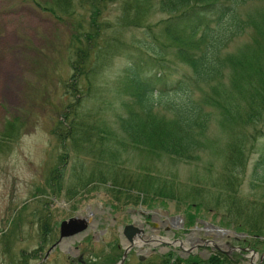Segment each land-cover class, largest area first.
Returning a JSON list of instances; mask_svg holds the SVG:
<instances>
[{"label": "rangeland", "instance_id": "obj_1", "mask_svg": "<svg viewBox=\"0 0 264 264\" xmlns=\"http://www.w3.org/2000/svg\"><path fill=\"white\" fill-rule=\"evenodd\" d=\"M123 1L70 0L66 6L70 13L58 12L56 17L50 10H44L45 6H54V0H0V264L24 261L25 264H71V257L59 248L46 257L45 253L58 239L62 220L89 212L102 213L101 216H108L112 222L116 220L115 226L111 228L101 220L94 230L89 229L82 238L69 239L68 244L78 246L85 261L95 260L96 255L113 256L117 251L122 257L125 247L122 227L130 223L139 209L147 213L139 217L141 220H148L146 215H152L153 211L159 212L160 215H153L156 226L152 235L166 241H151V245L144 244L141 249L131 247L122 264H157L167 254L168 263L174 264L175 255L183 259L188 256L208 259L217 253L236 264H264V236L239 231L223 211L209 205H189L196 188L216 190L210 184L221 173L229 155L226 144L234 127L223 128L213 119L204 139L211 145L194 152L188 161L135 147L129 142L113 145L118 141L116 136L124 137L119 134L116 123V116L123 112L119 100L128 98L120 92L122 70L140 47L145 49V45L150 46L154 41L145 28L117 24ZM149 2L143 18L146 24H158L169 16L160 11L159 0ZM241 10L246 18H252L250 24H254L264 12V0H247ZM156 27L160 30L161 25L153 31H157ZM85 36H93L87 47ZM254 36L250 25L231 39L225 53H235L252 42ZM103 45L107 47L102 48ZM80 48L87 52L82 61L78 57ZM165 56L168 60L164 67L168 68L163 69L162 79L154 83L156 90L164 91L156 98L160 100L155 105L159 115H168L164 102L183 97L174 82L185 66L172 52ZM152 71L158 72L157 68ZM77 72L79 75L73 84L72 76ZM86 85L91 90L89 96L82 98ZM74 102H79L84 111H90L89 117L98 120L99 127L106 125L109 128L106 131L112 132V136L109 134L104 139H111L107 147L111 146L119 156L122 170L128 176L132 174L140 179L141 185L130 183L133 188L129 192L122 189L130 195V201L140 198L136 204H123L129 199L124 193L112 192L100 182L84 188L71 187L72 183L79 182L81 169L88 175L103 174L98 157L85 151L73 153V142L55 133L57 127L66 133V109ZM255 126L264 130L263 121ZM11 129L13 134L6 137ZM245 135L248 137L242 160L233 167L241 176L244 195L264 200V186L250 180L263 151L264 135L256 145L252 140L258 135L253 134L252 128ZM111 155L115 156L113 152ZM146 196L152 198L146 199L149 205L141 203ZM189 213L196 218L191 225L186 219ZM166 214L178 223L171 226L163 221ZM209 224L234 233L216 234L207 228ZM106 227L108 230L102 233ZM187 227L194 232L191 241L186 239ZM44 233L49 237L45 243L41 242ZM115 240L120 247L111 249V254L108 247Z\"/></svg>", "mask_w": 264, "mask_h": 264}, {"label": "trees", "instance_id": "obj_2", "mask_svg": "<svg viewBox=\"0 0 264 264\" xmlns=\"http://www.w3.org/2000/svg\"><path fill=\"white\" fill-rule=\"evenodd\" d=\"M149 1L124 0L121 5L117 24L145 28V32L153 36L154 41L150 46L145 45V49L140 47L130 58L131 62L122 70L120 92L128 98L119 100L123 112L116 116V123L119 134L124 137L117 138L113 135L120 142L114 141L113 145L122 146L129 142L135 147H146L188 161L192 159L194 152L211 145L204 139L206 140L205 133L213 119L223 128L234 127L226 144L229 155L227 154L221 173L210 184L216 190L196 188L193 195L191 193L192 204L189 205H209L216 211H223L230 220L229 223L239 231L260 234L263 237L264 200L244 195L240 187L241 176L233 166H238V162L242 160L248 137L245 133L250 128L253 129V134L258 135L255 141L252 140L255 145L264 135L262 127L258 130L255 126L260 121L264 122V12L259 14L254 24H250L252 18H246L241 10L247 0H159L160 11L169 16L158 24L150 25L143 20L150 7ZM70 3V0H54V6H45L44 10H50L57 17L58 12L70 13L66 9ZM158 25H161L160 30L156 27L157 31H153ZM250 25L255 33L252 42L246 43L235 53H225L231 39ZM83 40L87 47L92 43L93 36H85ZM169 51L185 66L174 82L175 89L183 97L178 101L164 102V106L169 109L168 115H159L155 112V105L160 100L156 98L164 91L156 90L154 83L162 79L163 69L168 68L164 65L168 60L165 55ZM85 55L87 56L86 50L78 49L80 61ZM153 68H157L160 73L152 71ZM78 75L77 72L72 76L73 84L76 83ZM87 83L89 84L88 79ZM205 86L207 90L203 89ZM84 88L85 91L80 96L82 98L89 96L91 90L90 85ZM84 109L79 102L71 104L65 113L68 122L66 133H62L58 127L55 128V133L73 142V153L85 151L98 157L103 164V174L88 175L81 169L79 182L72 183L71 187L84 188L93 182H100L112 192L125 194L122 189L129 192L128 189L133 188L130 183L136 185L137 182L141 185L140 179L132 174L128 176L122 170L119 156L117 157L111 146L107 147L106 144L111 139H104L109 134L112 136L111 131H106L108 126L99 127V121L91 120V112ZM90 122L93 124L87 127L85 124ZM12 130L5 136L12 135ZM111 152L115 154L114 157ZM98 163L100 166L101 162ZM255 165L250 180L264 186V147ZM87 176L89 177L86 180H82V177ZM127 194L125 195L129 199L123 204L132 202ZM146 199L152 198L146 196L141 203L149 205ZM186 219L188 225H191L195 217L189 213ZM47 238L48 233H44L41 241L45 243ZM96 257L93 264H115L120 258V251L113 256L102 254ZM166 257L165 260L161 258L157 264H169V254ZM173 258L174 264H236L220 253L208 259H199L196 256L183 259L176 255Z\"/></svg>", "mask_w": 264, "mask_h": 264}, {"label": "flooded vegetation", "instance_id": "obj_3", "mask_svg": "<svg viewBox=\"0 0 264 264\" xmlns=\"http://www.w3.org/2000/svg\"><path fill=\"white\" fill-rule=\"evenodd\" d=\"M130 211V210H129ZM133 211V210H132ZM134 213V212H133ZM147 214L146 212H143L142 210H137L136 211V213H135V215L133 216V217H131L132 219H131V221H130V223L131 222H133L135 225H137L139 228H141L142 229V234L143 235H145L147 238H150L151 239V237L153 236L152 234L154 233V228H155V226H156V224L155 223H153L152 222V220H154V217H153V215H155V216H157V215H160L159 214V212L158 213H156V211H153L152 212V215L151 214H148V215H146L147 216V218H148V220L147 219H145V220H141V218H139V217H141L142 216V214ZM78 214V213H77ZM76 214V215H77ZM87 214H91L92 215V218H93V220H92V223L89 225V227H90V229L91 230H94V228L96 227V226H98V224L99 223H101L102 221L103 222H105L106 224H107V226H110L111 228L112 227H114L115 225H113V222H115L116 220H113V222H112V219H109V217L108 216H101L102 215V213H101V215H97V214H95L94 212H89V213H87ZM157 214V215H156ZM169 217V216H168ZM167 217V215H166V220H163V221H165L166 223H168L169 225H171V226H174L175 225V223L177 222V219L176 218H174V217H171V219L170 218H168ZM102 220V221H101ZM137 224H136V223ZM164 222V223H165ZM178 223V222H177ZM189 228H191V227H187V228H185V230H187L188 232H187V235H186V239H188L189 241H191L192 240V238L194 237L193 236V230H191V229H189ZM89 230V229H88ZM108 230V227H106L105 229H102L101 230V232L102 233H105L106 231ZM85 235V234H87V231H85V232H83V233H80V234H78V235H76V236H74V237H71V238H68V239H63L62 241H60L59 243H58V241H59V237H58V239L57 240H55L52 244H51V246L54 244V243H58L52 250H54V249H56V248H59V249H61L64 253H67L70 257H71V264H93L96 260H97V257L96 256H99V255H96L95 256V260L93 259L92 261H85V260H83V255H82V253H80L79 252V247L78 246H75V245H69L68 243H69V239H76L77 237H80V238H82V236L81 235ZM121 234H122V237H123V240L124 241H126L127 239H126V237L123 235V232H122V230H121ZM87 237V236H86ZM49 238V237H48ZM92 238V237H91ZM117 239H120V236H119V238L117 237ZM42 242V241H41ZM159 242H163L162 240L161 241H159ZM125 243V242H124ZM129 243V242H128ZM50 246V247H51ZM109 246H111V247H108V252H110L111 254H113L112 252H111V249H114V247H115V249L117 250V249H119V247H120V244H118L117 242H116V240H115V243L114 244H112V243H110L109 244ZM124 246V245H123ZM49 247V248H50ZM132 247H135V246H132ZM131 249V248H130ZM129 249V250H130ZM81 251V250H80ZM107 252V253H108ZM129 252V251H128ZM106 253V254H107ZM45 257H46V253H45ZM76 261V263H74ZM98 262V261H97Z\"/></svg>", "mask_w": 264, "mask_h": 264}, {"label": "water", "instance_id": "obj_4", "mask_svg": "<svg viewBox=\"0 0 264 264\" xmlns=\"http://www.w3.org/2000/svg\"><path fill=\"white\" fill-rule=\"evenodd\" d=\"M92 215L90 214H85V215H81V214H77L75 216H71L67 219H64L60 222L59 224V241H62L63 239H68L71 237H74L80 233H83L85 231H87L90 227L89 225L92 222ZM171 219V217H168ZM209 226L211 227L212 230L219 232V234H229L230 233H234L233 231H230L228 229H223L221 227H217L215 225L209 224ZM123 235L126 237L127 241L129 243L125 244L124 246V251L122 253V257L121 259L116 263V264H122V262L124 261L125 257L128 254L129 249L132 246L138 247L139 249H141L142 247H140L139 245L136 246L133 243V238L137 237L138 235H142V229L139 228L137 225H135L133 222L130 224H125L123 227ZM148 240H152V239H148ZM163 242L165 240H162ZM206 242V240H205ZM58 243H54L46 252V256L48 255L49 252L52 251V249L58 244ZM149 245V243L147 244Z\"/></svg>", "mask_w": 264, "mask_h": 264}, {"label": "bare ground", "instance_id": "obj_5", "mask_svg": "<svg viewBox=\"0 0 264 264\" xmlns=\"http://www.w3.org/2000/svg\"><path fill=\"white\" fill-rule=\"evenodd\" d=\"M10 91V90H9ZM8 91V92H9ZM126 182V181H125ZM125 185V184H124ZM91 215V214H90ZM91 218H92V216H91ZM92 220H93V218H92ZM136 223V222H135ZM137 224V223H136ZM210 228L211 229V227L208 225L207 226V228ZM212 230V229H211ZM213 232H215L216 234H219V232H217V231H214V230H212ZM149 238H147L145 235H138L136 238H133V243H134V245H136V246H140V247H142L144 244H148L149 242H151V241H156V242H159V241H161V239L160 238H158V237H154V236H152L151 237V241L150 240H148ZM166 241V240H165ZM181 244V243H180ZM149 245H151L150 243H149ZM185 245V244H184ZM190 245V244H189ZM121 257V256H120Z\"/></svg>", "mask_w": 264, "mask_h": 264}]
</instances>
